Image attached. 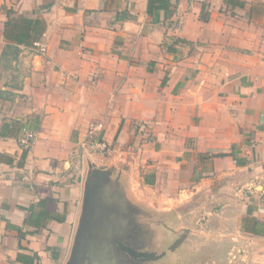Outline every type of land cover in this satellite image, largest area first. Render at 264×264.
<instances>
[{"label":"crops","instance_id":"crops-1","mask_svg":"<svg viewBox=\"0 0 264 264\" xmlns=\"http://www.w3.org/2000/svg\"><path fill=\"white\" fill-rule=\"evenodd\" d=\"M7 11L41 37L7 40ZM93 138L113 150L82 171ZM90 164L140 206L200 197L215 228L177 250L220 237L264 264V234L246 229L264 233V0H0V264L69 262ZM133 176L158 202L134 199Z\"/></svg>","mask_w":264,"mask_h":264},{"label":"water","instance_id":"water-1","mask_svg":"<svg viewBox=\"0 0 264 264\" xmlns=\"http://www.w3.org/2000/svg\"><path fill=\"white\" fill-rule=\"evenodd\" d=\"M139 208L127 196L114 169L90 164L82 213L67 264H145L162 259L165 252L141 251L134 245L133 231L138 224ZM187 235L188 231L184 230L169 251L178 249Z\"/></svg>","mask_w":264,"mask_h":264},{"label":"rangeland","instance_id":"rangeland-1","mask_svg":"<svg viewBox=\"0 0 264 264\" xmlns=\"http://www.w3.org/2000/svg\"><path fill=\"white\" fill-rule=\"evenodd\" d=\"M84 142L86 143L87 141ZM89 155L94 156L96 154L88 152L80 154V150L77 151L76 160H78L82 171L86 170V164L84 162ZM103 157L110 156L104 155ZM133 178L135 179L131 181L130 185L133 188L131 192L135 196L134 199L139 201L145 199L146 203L152 201L158 202L157 197L161 192L154 193L155 189H144L142 185L138 186L135 184L137 183V177L133 176ZM136 189L138 191L140 190L141 194H136L134 192ZM166 200L167 199L161 202L160 208L167 207L169 210H156L158 207L156 204L148 208L146 206H141V209L139 208L137 211L139 220L136 219L138 224L134 229L135 231H133L134 233L132 232L133 238L135 239L134 245L140 248L141 251L154 252L157 254H161L162 252L166 253L159 261L145 264H245L243 260L236 259L238 254L236 251L232 252V248L230 249L231 251H227L229 249L227 247L228 240L223 242L220 237L213 240L212 244H210L213 246L204 247L202 249L188 247L185 248L186 250L184 252L177 249L170 252L169 247L184 233V230H187L188 234L196 230H211L215 228V223L209 221V217L204 214L203 211L200 212V214L196 211L200 205V197L191 199L187 204H182L178 207L177 204L173 205L172 202H165ZM115 237L117 236H114V238ZM191 240L194 242L198 240L203 242L206 241L205 238H198L195 237V235ZM236 244L237 241L234 240L229 242L230 246ZM217 249L223 252L219 253Z\"/></svg>","mask_w":264,"mask_h":264},{"label":"trees","instance_id":"trees-1","mask_svg":"<svg viewBox=\"0 0 264 264\" xmlns=\"http://www.w3.org/2000/svg\"><path fill=\"white\" fill-rule=\"evenodd\" d=\"M162 0H149V7H151L154 3H160ZM7 21L5 23V34L4 37L7 40L14 41L17 44H28L33 42L35 39H38L41 37L43 28L42 23L38 20H31L26 18H19L15 19L13 18L14 12L7 11ZM248 224H251V227H247V232L251 234H264L261 231L257 229V226L260 225V223L256 220H248ZM250 229V230H249Z\"/></svg>","mask_w":264,"mask_h":264},{"label":"built area","instance_id":"built-area-1","mask_svg":"<svg viewBox=\"0 0 264 264\" xmlns=\"http://www.w3.org/2000/svg\"><path fill=\"white\" fill-rule=\"evenodd\" d=\"M33 47L38 54H46L47 50L45 44L36 41L33 43ZM36 140L37 135L34 132L25 130L23 131L22 136L20 137L19 145L23 151H29L34 146ZM79 150L80 154L88 152L93 154L109 155L112 152L113 148L111 144L107 143L106 141L101 140L99 138H93L90 141H87L86 143H81Z\"/></svg>","mask_w":264,"mask_h":264}]
</instances>
